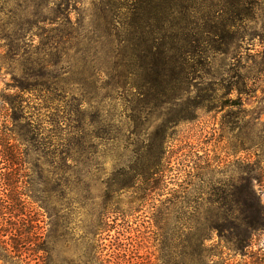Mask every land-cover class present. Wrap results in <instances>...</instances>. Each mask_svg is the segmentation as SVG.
<instances>
[{"label":"rangeland","instance_id":"obj_1","mask_svg":"<svg viewBox=\"0 0 264 264\" xmlns=\"http://www.w3.org/2000/svg\"><path fill=\"white\" fill-rule=\"evenodd\" d=\"M224 18H248L228 52ZM262 33L264 0H0V133L5 101L19 103L12 143L31 132L39 224L61 233L68 212L79 237L87 214L132 209L138 261L158 264L191 214L239 216L247 181L264 209V82L252 61ZM161 45L187 58L166 75L153 69ZM247 69L253 93L240 97L232 76ZM224 234L208 241L216 264H264V223L243 251Z\"/></svg>","mask_w":264,"mask_h":264},{"label":"trees","instance_id":"obj_2","mask_svg":"<svg viewBox=\"0 0 264 264\" xmlns=\"http://www.w3.org/2000/svg\"><path fill=\"white\" fill-rule=\"evenodd\" d=\"M247 19L224 18L221 21L222 37L227 45L224 52H228L229 45L237 39V20L241 24ZM259 40L263 49L253 55L252 61L261 66L258 78L264 82L263 33L259 34ZM155 47L157 51L151 53L156 56L155 63L157 61L158 66L153 69L161 73L171 67L162 75L168 74L169 70H176L175 68L180 67L187 59L178 57L177 53L172 54V48L168 49L164 45ZM173 59L174 66L171 64ZM251 70L247 69L243 73L240 71L232 76L237 79L231 89L236 90L240 97L244 94L251 96L253 93V90L247 91L248 81L252 80ZM253 80L256 82V79ZM5 102L9 104V108L3 117L10 125L8 132H4L2 128L0 133V161L6 164V170L0 171V264H145V261H138V258L143 257L139 255V250L144 242L140 229L132 222V209L115 206L108 212L87 214L88 222L79 237L77 234L72 235V218L68 212L67 215L61 216V219H65V229L61 230V233L59 222H53L47 229L39 224V213L35 211L32 203L40 200L32 195V182L28 173L32 135L29 130L21 133L19 141L23 148L12 143L17 140L15 127L26 117L19 103L12 100ZM19 126L22 129L23 124ZM77 157V150L73 149L67 152L65 160L76 161ZM69 168H73L71 164ZM75 175L73 172L72 178ZM69 179L70 176L66 178V184ZM76 182L75 178L71 180V183ZM240 189L239 216L233 219L214 212L191 214L189 218L192 225L173 234V237L181 240L159 248L158 264H216L213 260L214 249L212 252L213 247L208 243L215 232L221 239L227 232L232 248L237 252L249 246L254 231L263 226L264 209L250 181L244 183ZM113 203L120 204L117 200ZM154 216L155 220L166 219L158 211L154 212ZM107 239H110V244H105Z\"/></svg>","mask_w":264,"mask_h":264}]
</instances>
